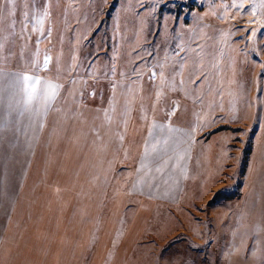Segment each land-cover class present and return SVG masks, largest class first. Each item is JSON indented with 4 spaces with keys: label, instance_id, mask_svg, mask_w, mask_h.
Returning a JSON list of instances; mask_svg holds the SVG:
<instances>
[{
    "label": "rangeland",
    "instance_id": "374dc122",
    "mask_svg": "<svg viewBox=\"0 0 264 264\" xmlns=\"http://www.w3.org/2000/svg\"><path fill=\"white\" fill-rule=\"evenodd\" d=\"M0 3L11 10L3 57L15 67L44 71L45 56L51 59L46 71L83 77L84 89L99 87L105 99L111 77L126 73L122 63L133 59L131 71L156 81L152 112L158 105L169 116L177 104L181 114L186 105L206 103L208 89L214 94L209 97L211 123L220 126L207 130L202 121L191 126L193 137L204 141L196 153L205 158H196L198 176H190L179 207L155 208L149 223H132L141 201L132 191V161L124 158L135 153V144L127 145L119 173L105 184L104 208L88 238V254L82 260L72 256L74 264H264V240L257 237L264 225L254 218L256 170L248 176L255 143L259 138L260 151L264 144V0ZM84 92L85 101L94 99ZM141 136L137 130L136 143ZM33 187L25 191L19 218L9 224L0 264H37L39 253L53 242L59 247L50 234L55 225L48 221L51 186L39 182ZM89 208L95 209L81 211ZM80 209L73 212L72 234H78L73 226L82 220L75 218ZM96 250L102 253L95 255Z\"/></svg>",
    "mask_w": 264,
    "mask_h": 264
},
{
    "label": "crops",
    "instance_id": "0c3cea01",
    "mask_svg": "<svg viewBox=\"0 0 264 264\" xmlns=\"http://www.w3.org/2000/svg\"><path fill=\"white\" fill-rule=\"evenodd\" d=\"M9 11L0 3V255L9 224H13L15 217L19 218L24 195L28 188L40 182L51 186L46 190L51 194L52 208L48 221L55 225L50 234L59 239V247L53 242L51 248L39 253L37 264H74L72 256L82 260L88 254V238L104 208L105 184L119 173L127 145L135 144V153L129 152L133 158H124L129 163L132 161L128 165L135 175L132 191L141 201L138 205L141 210L132 218V223H149L152 219L149 214L155 208L179 207L190 176H198L196 158L197 161L205 158L196 153L198 145H204V141L198 142L193 137L191 126L200 127V121L204 122L201 128L204 126L207 130L220 126L211 123L214 109L209 97L214 94L208 89L204 93L208 96L206 103L186 105L181 114L177 104L169 116V110L162 112L163 107L158 105L152 112V87L156 81L131 71L132 64L136 63L133 59L120 62L127 72L111 77L104 90L105 99L99 87L84 89L83 77L54 74L46 71L48 64L44 66V63L41 68L44 71L37 72L30 66L15 67L14 61L3 57V47L10 42L7 35ZM15 11L17 15V6ZM40 51L38 49L37 60ZM25 74L38 76L41 89L49 82L59 85L55 101L47 106L39 100L26 103L22 80ZM84 91H89L94 99L85 101ZM137 130L142 136L136 143ZM258 143H255L257 154L248 176L254 168L257 181L253 195L254 218L257 224L264 225V144L260 151ZM206 159L213 161L211 157ZM245 187L246 184L241 195ZM93 205L94 210L81 211ZM77 208H81V215L75 218L82 220L73 226L78 234H72L73 212ZM142 227L138 226L134 233H140ZM257 237L264 240L263 228H259ZM98 248L103 249V246ZM101 253L96 250L95 255Z\"/></svg>",
    "mask_w": 264,
    "mask_h": 264
},
{
    "label": "snow or ice",
    "instance_id": "6c2138e0",
    "mask_svg": "<svg viewBox=\"0 0 264 264\" xmlns=\"http://www.w3.org/2000/svg\"><path fill=\"white\" fill-rule=\"evenodd\" d=\"M27 15V14H26ZM45 66H47L48 58H45ZM24 92L26 96V103L31 104L34 101H41L45 106L55 101L58 95L59 85L53 83H47L46 86L41 89V80L38 76L23 75Z\"/></svg>",
    "mask_w": 264,
    "mask_h": 264
},
{
    "label": "bare ground",
    "instance_id": "6f19581e",
    "mask_svg": "<svg viewBox=\"0 0 264 264\" xmlns=\"http://www.w3.org/2000/svg\"><path fill=\"white\" fill-rule=\"evenodd\" d=\"M223 29V28H222ZM229 32V31H228ZM220 33V32H219ZM226 33V32H225ZM221 39H223V38H221ZM229 39H230V36H229ZM233 39V38H232ZM217 41V40H216ZM221 41V40H220ZM222 42V41H221ZM223 43V42H222ZM220 45V44H219ZM251 45V44H250ZM231 46V45H230ZM45 66V65H44ZM244 167V166H243Z\"/></svg>",
    "mask_w": 264,
    "mask_h": 264
}]
</instances>
